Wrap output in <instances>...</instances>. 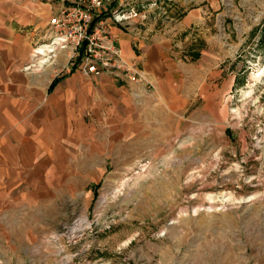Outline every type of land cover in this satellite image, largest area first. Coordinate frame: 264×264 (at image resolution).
I'll list each match as a JSON object with an SVG mask.
<instances>
[{
	"label": "rangeland",
	"instance_id": "obj_1",
	"mask_svg": "<svg viewBox=\"0 0 264 264\" xmlns=\"http://www.w3.org/2000/svg\"><path fill=\"white\" fill-rule=\"evenodd\" d=\"M126 1L132 34H168L193 68L177 79L201 68L203 92L173 117L158 101L155 119L93 122L111 133L97 170L29 176L32 189L19 177L13 192L0 176V264H264V0Z\"/></svg>",
	"mask_w": 264,
	"mask_h": 264
},
{
	"label": "crops",
	"instance_id": "obj_2",
	"mask_svg": "<svg viewBox=\"0 0 264 264\" xmlns=\"http://www.w3.org/2000/svg\"><path fill=\"white\" fill-rule=\"evenodd\" d=\"M60 7L48 0H0V176L10 177L7 192L16 191L19 177L23 186L30 184L29 176L40 174L47 181L57 172L100 168L93 145L97 137L111 133L100 134L99 124H92L96 120L106 122L112 114L124 119L125 112L141 109L155 119L158 101L173 117V101L183 107L199 85L203 92L202 69H194L197 84L184 85L177 78L192 74L193 68L174 61L171 54L177 44L151 28L136 35L133 29L111 25L124 57L139 70V83L106 74L84 75L71 70L62 54L52 65L24 70L32 62L34 45L42 39L48 17ZM55 78L60 79L50 88ZM170 127L166 133L173 135L176 129ZM118 133L126 136L127 130ZM107 143L104 152L111 153ZM74 163L82 168H73Z\"/></svg>",
	"mask_w": 264,
	"mask_h": 264
},
{
	"label": "built area",
	"instance_id": "obj_3",
	"mask_svg": "<svg viewBox=\"0 0 264 264\" xmlns=\"http://www.w3.org/2000/svg\"><path fill=\"white\" fill-rule=\"evenodd\" d=\"M113 1L116 0H70V4H62L48 17L42 39L34 45L32 62L24 70L52 65L57 56L64 53L70 68L84 75L106 74L139 83V70L124 57L110 25L132 29L131 21L135 20L136 13L130 7L125 8L129 3L122 0L114 3L115 12L109 20L103 18ZM94 18L97 20L92 23Z\"/></svg>",
	"mask_w": 264,
	"mask_h": 264
},
{
	"label": "trees",
	"instance_id": "obj_4",
	"mask_svg": "<svg viewBox=\"0 0 264 264\" xmlns=\"http://www.w3.org/2000/svg\"><path fill=\"white\" fill-rule=\"evenodd\" d=\"M95 20H97V18H94L93 19V21H92V23L95 21ZM264 28V27H263ZM263 33H264V31H263ZM264 35V34H263ZM72 70V69H71ZM60 78H55L51 83H50V88H53L54 87V85H55V83L59 80Z\"/></svg>",
	"mask_w": 264,
	"mask_h": 264
}]
</instances>
